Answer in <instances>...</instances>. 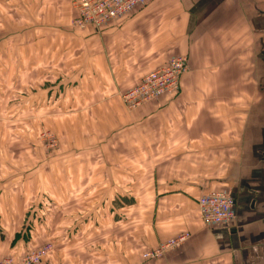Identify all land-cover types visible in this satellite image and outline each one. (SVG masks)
<instances>
[{"label":"crops","instance_id":"0c3cea01","mask_svg":"<svg viewBox=\"0 0 264 264\" xmlns=\"http://www.w3.org/2000/svg\"><path fill=\"white\" fill-rule=\"evenodd\" d=\"M73 3L0 0V260L53 242L40 264H264V0H152L100 31ZM175 56L179 90L129 109ZM212 191L233 221L200 220Z\"/></svg>","mask_w":264,"mask_h":264},{"label":"built area","instance_id":"2783aa9c","mask_svg":"<svg viewBox=\"0 0 264 264\" xmlns=\"http://www.w3.org/2000/svg\"><path fill=\"white\" fill-rule=\"evenodd\" d=\"M152 0H74L78 15L73 26L85 29L89 26L100 31L111 21L125 17L139 7ZM189 71L188 57H173L170 62L148 75L139 85L122 95L128 106L136 107L142 102L152 101L165 93H176L180 87L181 77ZM46 141H52L49 132L45 134ZM56 145V142L54 146ZM53 146V147H54ZM236 200L225 192L212 191L199 200L200 217L207 225H220L233 221L236 217L234 207ZM191 234V233H189ZM189 235L169 239L168 242L147 251L145 259L160 258L166 251L183 245ZM55 248L53 242H48L38 249L19 257H5L0 264H40ZM162 256V257H163Z\"/></svg>","mask_w":264,"mask_h":264},{"label":"rangeland","instance_id":"374dc122","mask_svg":"<svg viewBox=\"0 0 264 264\" xmlns=\"http://www.w3.org/2000/svg\"><path fill=\"white\" fill-rule=\"evenodd\" d=\"M76 9V8H75ZM77 15H78V12H77ZM77 15H76V17H77ZM9 16H11V15H9ZM12 16H14V17H16V18H20L18 15H12ZM76 17L74 18V19H76ZM74 19H73V21H74ZM21 21H22V19H20ZM175 57H184V56H175ZM155 100V99H154ZM153 101V100H152ZM139 108V107H138ZM135 109H137V108H135ZM133 110V109H132ZM46 132H49V136L50 137H52L53 138V140L50 142V141H46L45 140V134H46ZM38 139H39V142H40V144H41V146L43 147V149H45V151L48 153V154H50V153H53V152H56L58 149H59V146H60V135H59V132L57 131V130H55V129H52V128H47V127H42L41 126V131L39 132V136H38ZM55 142H56V145L54 146V144H55ZM54 146V147H53ZM218 192V191H217ZM203 196V195H202ZM201 196V197H202ZM200 197V198H201ZM200 198H199V200H200ZM199 200H198V209H199ZM234 211H235V207H234ZM236 213V212H235ZM199 217H200V212H199ZM200 220L201 221H203L202 220V218L200 217ZM204 222V221H203ZM205 223V222H204ZM206 224V223H205ZM207 225V224H206ZM190 232L189 231H187V232H183V233H180V234H178L177 236H175V237H172V238H176V237H179V236H183V235H189L188 236V238L186 239V241L183 243V245L185 244V243H187L188 242V240L191 238V236H192V234H189ZM171 239V238H170ZM169 241V239L168 240H166V241H164V242H162L159 246H161L162 244H164V243H166V242H168ZM182 245V246H183ZM182 246H180V247H177V248H175V249H170V250H168V251H166L167 253L168 252H171V251H176V250H179ZM55 250V248H53V250L51 251V252H53ZM149 251V250H148ZM145 254V253H144ZM144 254L142 255V258L144 259V260H152V259H145L144 258ZM163 256V255H162ZM162 256H160V258L162 257ZM8 257V256H7ZM4 259V258H3ZM154 259H159V258H153V260ZM1 261V260H0Z\"/></svg>","mask_w":264,"mask_h":264},{"label":"bare ground","instance_id":"6f19581e","mask_svg":"<svg viewBox=\"0 0 264 264\" xmlns=\"http://www.w3.org/2000/svg\"><path fill=\"white\" fill-rule=\"evenodd\" d=\"M149 4V3H148ZM140 8V7H139ZM138 9V8H137ZM136 10V9H135ZM80 29V28H79ZM188 67H189V65H188ZM181 80V79H180ZM180 88V87H179ZM130 91H132V90H130ZM166 94V93H165ZM170 94H174V93H170ZM164 95V94H163ZM162 96V95H161ZM160 96V97H161ZM160 97H158V98H160ZM123 98V97H122ZM157 99V98H156ZM123 100L125 101V103H126V105L128 106V104H127V101L123 98ZM148 102H150V101H146V102H142V103H140L139 105H137L136 107H130V106H128V108L129 109H135V108H138V107H140V106H142V105H144V104H146V103H148Z\"/></svg>","mask_w":264,"mask_h":264}]
</instances>
